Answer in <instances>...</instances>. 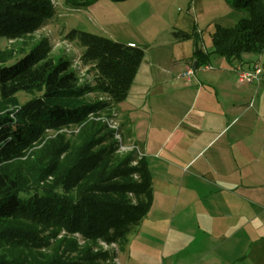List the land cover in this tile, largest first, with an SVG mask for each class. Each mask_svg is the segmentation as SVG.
Instances as JSON below:
<instances>
[{
    "label": "trees",
    "instance_id": "1",
    "mask_svg": "<svg viewBox=\"0 0 264 264\" xmlns=\"http://www.w3.org/2000/svg\"><path fill=\"white\" fill-rule=\"evenodd\" d=\"M227 1L247 15L216 26L211 53L197 44L198 64L264 52V0ZM53 16L51 0H0V264H114L150 211L153 183L145 160L120 153L116 131L99 117L127 99L146 49L69 31L96 74L93 86L83 84L71 58L29 42Z\"/></svg>",
    "mask_w": 264,
    "mask_h": 264
},
{
    "label": "crops",
    "instance_id": "2",
    "mask_svg": "<svg viewBox=\"0 0 264 264\" xmlns=\"http://www.w3.org/2000/svg\"><path fill=\"white\" fill-rule=\"evenodd\" d=\"M184 58L186 68L195 61L192 53ZM166 64H151L161 71L150 82L171 85V110L134 112L143 110L141 104L125 106L142 64L124 106L114 110L123 135L145 154L154 205V180L166 182L172 216L162 219L151 207L118 264H258L252 254L256 239L243 233L248 229L254 236L259 211L264 215V90L260 95L250 86L259 82L264 89V70L259 81L240 85V70L261 67L256 57L215 60L216 68L204 70L205 63L196 62V84L189 85L177 77L184 66Z\"/></svg>",
    "mask_w": 264,
    "mask_h": 264
},
{
    "label": "rangeland",
    "instance_id": "3",
    "mask_svg": "<svg viewBox=\"0 0 264 264\" xmlns=\"http://www.w3.org/2000/svg\"><path fill=\"white\" fill-rule=\"evenodd\" d=\"M51 1L54 7L53 18L34 33L29 42L45 40L52 55H66L71 58L83 84L93 86L96 74L92 67L82 65L81 55L84 48L77 41H70L66 38L69 31L73 29L81 30L146 49L141 73L132 87L129 99L125 103V106H132L133 103L136 105L141 104L143 110L134 112H150V106L153 110L159 111L162 108L163 112H167L173 106L170 95L172 92L171 85L160 82L153 87L150 82L153 81V72L161 71L151 66L152 63L165 62L168 66L188 67L184 57L190 53L194 55V47L197 44L206 52L211 53L213 51V34L217 25L233 28L247 15L246 12L233 8L227 0H123L117 2L113 0H80L81 2H91V4L82 6L80 9L67 7L65 0ZM178 34L182 35L179 36ZM14 46L18 47L14 41H2L3 48ZM23 55L16 57L12 64L21 59ZM242 56L256 57L262 67L261 69L264 70V52L260 55L244 53ZM210 58V62L207 61L203 65L204 68L200 67L201 69L204 70L207 65L216 68L215 60H237V58H225L215 54H211ZM196 62H192L190 67L192 68ZM186 69L180 74H184ZM180 74H177V77ZM182 81L188 83L186 77H183ZM237 83L242 84L239 81L238 74ZM261 84L255 82L250 85L253 86L254 93L256 91L260 95L263 93V87H259ZM89 98L95 101L101 99L102 96L91 94ZM122 106H124L123 102L118 105L119 108ZM112 112H115L118 116L113 118ZM101 117L114 120L121 128V120L115 110L112 109L101 115ZM108 128L113 130L110 127ZM75 131L76 129L71 127L66 132L70 137L72 132ZM120 132L123 143L130 148L135 147V151L139 152L141 159H144L145 154L142 153L139 146H136L131 140H127L121 129ZM130 152H133V150L125 153ZM154 182L158 195L154 205L153 189L152 205L154 206L151 207L156 208L160 218L163 219L164 216H167V219H170L172 216V195L167 192L166 182L162 180H154ZM132 197L134 198V195ZM134 202H136V199H134ZM261 212L259 211L260 216L257 218L260 226L259 231L252 230L254 236H250L247 232L248 229H245L243 233L245 238L256 239L252 247V254L256 256V262L259 263L264 257V239L261 238V236L264 237V215H261ZM249 214L255 216L254 212H249ZM258 221L255 225L258 224ZM112 244L118 247L117 243ZM108 246L111 248V244H108ZM121 255L122 253L119 256L120 260H122Z\"/></svg>",
    "mask_w": 264,
    "mask_h": 264
},
{
    "label": "built area",
    "instance_id": "4",
    "mask_svg": "<svg viewBox=\"0 0 264 264\" xmlns=\"http://www.w3.org/2000/svg\"><path fill=\"white\" fill-rule=\"evenodd\" d=\"M206 68H210V67L206 66ZM262 74H263V71H262V69H261V67L259 65H255L254 68L249 70V71L240 70L238 72L239 81L241 83H253L255 81H259L260 77L262 76ZM183 77L187 78V81H188L189 85H195L196 84L195 79H194V69L193 68H191V67L187 68L184 74H180L178 76L179 79L183 78ZM100 100H106V99H105V97L102 96V98ZM111 115L113 116V118L118 116L115 112H112ZM99 119H101L102 122L107 124L108 127L113 129L114 131H116L115 138L120 143V147H119V152L120 153H125V152L131 151V150H133V151L136 150L135 147H133V148L131 147L130 148V147H127L123 143L122 137H121V132H120L121 128H120V126H119V124L117 122H115L114 120H110L108 118H103V117H99ZM138 155H139V152H138ZM136 164L137 163H134V165H136ZM108 244L109 243L103 242L101 246L105 250H113L117 254L119 253V249H118V247H116L115 244L110 243L111 244V248L108 246ZM114 264H118V257L114 260Z\"/></svg>",
    "mask_w": 264,
    "mask_h": 264
},
{
    "label": "water",
    "instance_id": "5",
    "mask_svg": "<svg viewBox=\"0 0 264 264\" xmlns=\"http://www.w3.org/2000/svg\"><path fill=\"white\" fill-rule=\"evenodd\" d=\"M194 69H196V64H195V66H194Z\"/></svg>",
    "mask_w": 264,
    "mask_h": 264
}]
</instances>
